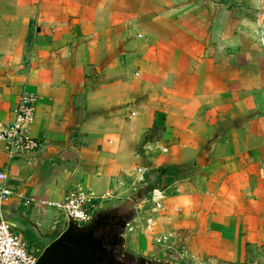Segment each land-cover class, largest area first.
<instances>
[{"label":"crops","instance_id":"0c3cea01","mask_svg":"<svg viewBox=\"0 0 264 264\" xmlns=\"http://www.w3.org/2000/svg\"><path fill=\"white\" fill-rule=\"evenodd\" d=\"M255 6L0 0V125L34 94L27 132L47 146L28 160L0 141V186L14 193L0 213L29 250L67 228L48 205L66 190L89 188L97 212L148 187L163 195L152 221L171 235L169 263L264 264V46L242 13ZM142 218L124 234L138 255Z\"/></svg>","mask_w":264,"mask_h":264},{"label":"built area","instance_id":"2783aa9c","mask_svg":"<svg viewBox=\"0 0 264 264\" xmlns=\"http://www.w3.org/2000/svg\"><path fill=\"white\" fill-rule=\"evenodd\" d=\"M264 6V0H260ZM261 41L264 46V14L259 25ZM37 97L24 92L14 110L12 122L0 125V141L4 143V150L10 158L33 159L47 149L27 132L31 124ZM11 188L0 186V206L7 204L13 195ZM162 192L153 190L151 201L161 208ZM96 199L91 195L89 188L76 186L65 191L62 199L48 203L49 206L60 209L66 222L73 221L78 225L88 224L95 212ZM40 252L27 248L24 238L12 230L0 213V264H36Z\"/></svg>","mask_w":264,"mask_h":264},{"label":"water","instance_id":"95a60500","mask_svg":"<svg viewBox=\"0 0 264 264\" xmlns=\"http://www.w3.org/2000/svg\"><path fill=\"white\" fill-rule=\"evenodd\" d=\"M139 204L140 199L132 197L120 206L95 212L86 225L69 221L67 228L40 253L36 264H122L119 254H128L124 234Z\"/></svg>","mask_w":264,"mask_h":264},{"label":"rangeland","instance_id":"374dc122","mask_svg":"<svg viewBox=\"0 0 264 264\" xmlns=\"http://www.w3.org/2000/svg\"><path fill=\"white\" fill-rule=\"evenodd\" d=\"M247 8H244L242 10V13L244 12L245 17L247 18L248 21H250L252 24L257 26L258 34L261 39L259 25L261 20L263 19L264 6H262V3H260V7L259 6H255V8L250 7L248 8V10ZM142 191L143 193L139 191L138 193H135V195H133L132 197L142 199V194L143 196H146L148 195L147 193H149L152 190L148 191L145 188ZM152 204L154 203L148 200V202L145 205H143L142 208L137 209L135 216L133 217V221L131 222V223L135 222L136 218L138 217V214L140 216L141 214L146 215V219L142 218L141 221L137 222L139 226L136 227V229L139 232V236L141 235L143 239L142 242H146L149 247L148 249L142 251V253H140L139 255L150 260L170 262L172 261L171 259L177 258L175 246L170 245V243L168 244V242L170 241L173 242L171 239V235H169L168 233H161L157 229L156 224L155 225L153 224L152 218L154 216V213L156 212L155 208L157 209V205L154 204L155 206H152ZM143 253H145V255Z\"/></svg>","mask_w":264,"mask_h":264},{"label":"trees","instance_id":"16d2710c","mask_svg":"<svg viewBox=\"0 0 264 264\" xmlns=\"http://www.w3.org/2000/svg\"><path fill=\"white\" fill-rule=\"evenodd\" d=\"M176 178V171L175 168L172 166L161 168L157 172V181L156 185L160 188H164L167 185H169L174 179ZM148 191H150V188H146Z\"/></svg>","mask_w":264,"mask_h":264},{"label":"flooded vegetation","instance_id":"af4514ba","mask_svg":"<svg viewBox=\"0 0 264 264\" xmlns=\"http://www.w3.org/2000/svg\"><path fill=\"white\" fill-rule=\"evenodd\" d=\"M125 250L128 254L122 253V254H119V257H118V259L121 261L122 264H155L154 262L159 261V260H150V259L144 258L138 254L131 252L126 247H125Z\"/></svg>","mask_w":264,"mask_h":264}]
</instances>
